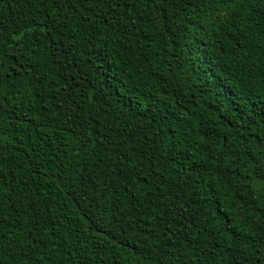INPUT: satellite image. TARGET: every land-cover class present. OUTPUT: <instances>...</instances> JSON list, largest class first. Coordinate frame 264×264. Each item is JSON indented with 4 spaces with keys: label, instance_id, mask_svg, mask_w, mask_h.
<instances>
[{
    "label": "trees",
    "instance_id": "obj_1",
    "mask_svg": "<svg viewBox=\"0 0 264 264\" xmlns=\"http://www.w3.org/2000/svg\"><path fill=\"white\" fill-rule=\"evenodd\" d=\"M264 0H0V264H264Z\"/></svg>",
    "mask_w": 264,
    "mask_h": 264
},
{
    "label": "snow or ice",
    "instance_id": "obj_2",
    "mask_svg": "<svg viewBox=\"0 0 264 264\" xmlns=\"http://www.w3.org/2000/svg\"><path fill=\"white\" fill-rule=\"evenodd\" d=\"M220 0H217V3H219ZM235 2V0H234ZM240 3L245 2V0H239ZM251 38L260 46V51L264 52V24L261 25V31L259 36H256L252 33H249ZM262 61H264V56L261 57ZM261 80H264V75L260 77Z\"/></svg>",
    "mask_w": 264,
    "mask_h": 264
}]
</instances>
